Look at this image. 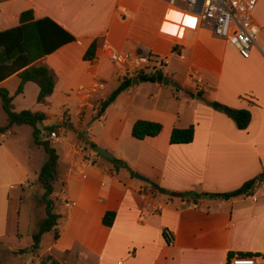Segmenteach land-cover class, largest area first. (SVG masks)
Here are the masks:
<instances>
[{"label": "crops", "instance_id": "obj_1", "mask_svg": "<svg viewBox=\"0 0 264 264\" xmlns=\"http://www.w3.org/2000/svg\"><path fill=\"white\" fill-rule=\"evenodd\" d=\"M27 9H32L35 19L51 18L74 39L35 61L54 74L53 92L45 103L36 101L39 88L34 82H25L16 93L18 73L0 82L12 95L15 111L40 110L48 117L45 109L57 107L66 113L69 103L76 102L81 114L91 109L106 128L114 122L112 110L120 111L122 127L128 123L132 127L140 118L162 124L159 134L134 138L137 143L121 141L118 129L111 137L93 132L87 136L97 147H102L104 139L114 149L119 143L125 146L123 150L133 149L135 159L129 167L149 183L124 167L115 169L111 160L97 156L86 142L65 153L63 172L58 164L59 177L51 194L61 215L56 226L59 236L51 238L45 251L48 257L58 264L66 258L76 264H229L235 256L253 255L257 264H264V178L255 181L248 195L211 196L264 174V0H258L253 12L260 33L248 58L213 35L199 15L170 6L166 0H0V31L17 25L19 14ZM94 40V57L86 60L83 55ZM107 44L122 54L164 57L162 71L171 74L161 72L174 82L176 71L184 69L191 90L171 110L170 103L160 102L162 88L157 84L164 82L136 77L99 114L108 97L104 94L107 83L113 82L115 87L129 77L124 65L108 59ZM131 78L133 81L135 76ZM145 90H155V98L148 92L143 102H137ZM197 92L204 100L196 98ZM210 100L233 110H249L247 128H237L230 115L209 105ZM180 108L187 111V119L180 117ZM4 115L0 126L6 123ZM23 125L0 132V264H6L8 258L25 264L34 256L43 257L34 254L37 249L19 252L20 246L3 243L7 236L21 235L19 217L11 215L10 204L23 197L28 190L25 186L33 185L17 142L7 139L17 137ZM187 125L194 128L192 141L170 143L172 128ZM42 127L47 137L50 126ZM116 158L129 165L125 154ZM151 184L188 195L161 193ZM37 192L44 218L40 186ZM106 211L115 213L111 226L102 223ZM36 225L29 234L38 230L40 224ZM165 229L172 233V243L166 241Z\"/></svg>", "mask_w": 264, "mask_h": 264}, {"label": "trees", "instance_id": "obj_2", "mask_svg": "<svg viewBox=\"0 0 264 264\" xmlns=\"http://www.w3.org/2000/svg\"><path fill=\"white\" fill-rule=\"evenodd\" d=\"M74 38L61 26H59L51 18L44 16L38 19L33 17L32 9H27L19 14V22L17 25L0 31V82L8 76L18 73L20 82L16 89V93L22 91L23 85L27 81L37 84L39 91L36 97L38 103H45L47 97L50 96L54 88V74L51 69L45 64H35L46 54H50L60 46L72 41ZM96 41H92L83 58L91 60L94 57ZM138 80L141 81H156L155 74H140L137 75ZM132 82V78L124 77L117 88L101 103L99 114H101L108 104L114 101L116 96L127 89ZM201 95V92H197ZM12 95L8 90L0 86V105L6 114V123L0 126V132H5L10 129L12 125L27 124L32 126L33 143L43 149L46 154V159L42 163L38 174L37 183L42 192L39 198L43 205L45 217L39 225L38 230L32 234L33 243L29 248L30 251H35L39 247L40 238L43 233L51 232L52 237L56 239L59 236L57 231V224L61 215L56 212L54 202L51 198L53 193V185L58 180V154L51 140L48 138H40V128L38 125L46 118L43 111L20 110L15 111L12 104ZM209 105L215 110L225 113L224 108L227 106L215 100H210ZM238 115L231 117L237 128L246 129L250 122V112L247 109L237 110ZM226 114V113H225ZM50 126L46 129H53ZM162 130V124L159 122L138 119L133 122L131 127V135L135 139L141 140L145 137H153L159 134ZM194 128L193 125L187 127H173L170 136V143H189L193 139ZM92 149H96L97 145L91 141L85 140ZM97 154V153H96ZM97 156H99L97 154ZM113 167L118 169L120 167L128 168V165L118 159L112 160ZM134 172L131 171V175ZM261 180L258 177L251 178L245 181L240 187L229 192L213 193L211 196L228 199L231 197L248 195L255 181ZM161 193H168L173 196H185L188 193L171 192L160 188L155 184ZM115 213L113 211H106L102 217V223L106 226H111L113 223ZM20 250L19 252H24Z\"/></svg>", "mask_w": 264, "mask_h": 264}, {"label": "rangeland", "instance_id": "obj_3", "mask_svg": "<svg viewBox=\"0 0 264 264\" xmlns=\"http://www.w3.org/2000/svg\"><path fill=\"white\" fill-rule=\"evenodd\" d=\"M205 27V26H204ZM161 59H164L162 57ZM164 70V69H163ZM166 72L167 74H171L169 70L162 71ZM175 74V73H174ZM174 78L176 81L179 82V86H175L172 82H164L161 84H157L158 88H162L159 92L160 102L167 104L170 103L169 109L173 110L179 107V104L181 102V99L188 95V91L191 90L192 83L190 79H187V73L184 69H178L176 71V75H174ZM174 81L175 83H177ZM119 84H117L115 87H113V82H108L106 89H104V94L109 96L115 88H117ZM112 86V87H111ZM148 92H151L150 94H153L154 98L156 96L155 90L152 91H142L141 94H139L136 98L137 102H143L144 100V94H147ZM165 100V101H164ZM148 102V101H147ZM150 103V102H148ZM111 104V103H110ZM108 104L107 107L110 105ZM106 107V108H107ZM47 110V115L41 124L38 125V127L41 130V137L48 138V140H52L53 146L56 149V152L58 154L59 160V170L62 173L64 169L65 164V153L67 151L72 152L73 146L76 144L80 145L85 140H87L88 133L93 132L95 135H102V136H113L115 134H112V131L116 132V129L121 130L120 140H130V141H136L134 140V137L131 135V125L130 123L126 124L124 127H122V123H120L121 115L119 114L120 111L112 110V120L114 122H110L108 125V128L106 126L102 125L98 117L93 115V112L91 109H87L83 114L80 113L81 109L77 107L76 102H71L68 105V109L66 113H63L58 109L57 107H51ZM187 114V111L183 108L179 109V115L180 117L186 118L184 115ZM98 116V115H97ZM4 111L2 107L0 106V124H3L5 120L3 121ZM2 118V121H1ZM141 119V118H140ZM138 120V119H136ZM45 124V126H53L54 128L52 130H55L57 132V135L61 137V139H51L49 136L46 137L47 133L45 131L42 132V130H45V128L42 127V125ZM178 124V123H177ZM189 126V125H187ZM186 126V127H187ZM32 126L30 125H23L19 128V132L17 137H7L10 141H16L17 146H19V149L22 151V157L24 160V164L27 168V172L29 173L28 178L29 181L33 184L32 186H25L24 189L28 190L23 194V197L21 199L14 198L11 201L10 204V213L12 216H18L19 217V225L21 230V235L19 237L17 236H7L4 240V244L6 243L8 246H20V250H27L30 251L29 248L31 247L33 243L32 235L29 234L30 230H32L37 223L38 225L40 222H42V206L38 204V189L39 186L36 183V176L38 174L39 170V162H41L46 156L45 152L39 148L34 146L32 139ZM5 140V139H4ZM110 140H102L100 141L102 149L108 151L114 158L118 156V154H125L127 156L128 160V168H126L130 175L132 167L133 166V158H134V151L133 149H125V146H123V143H119L117 149H114L110 145ZM137 143V142H134ZM108 144V145H107ZM94 150V149H93ZM124 152V153H123ZM46 158V157H45ZM135 159V158H134ZM110 163L113 164L112 160ZM114 166V165H113ZM134 172V171H133ZM135 173V172H134ZM134 176V174H133ZM59 187V184H56V188ZM36 225V226H38ZM58 227V226H57ZM51 236L50 233H45L41 236L40 242H39V248L37 249L35 255H43V257H33L31 259H27L25 264H58L55 260H51L50 257H48V253L45 252L47 246L51 242ZM19 250V251H20ZM45 256V257H44ZM47 256V257H46ZM28 257V255H27ZM18 264V259L15 258H8L6 260V264ZM20 264V263H19ZM62 264H76L74 263L71 258H66V260L63 261Z\"/></svg>", "mask_w": 264, "mask_h": 264}, {"label": "built area", "instance_id": "obj_4", "mask_svg": "<svg viewBox=\"0 0 264 264\" xmlns=\"http://www.w3.org/2000/svg\"><path fill=\"white\" fill-rule=\"evenodd\" d=\"M170 6L179 7L199 15L202 25L212 34L227 40L238 51L241 57L248 58L260 33V27L253 18L258 0H166ZM108 59L112 63L124 65V71L130 78L140 74H158L166 65L165 59L146 54L128 55L119 53L109 44L106 45ZM264 56V47L261 48ZM196 79L195 76H193ZM49 138L57 139L55 130H50ZM260 181V180H259ZM264 188V183L262 184ZM193 207L196 203L192 202ZM164 237L172 243V233L165 229ZM229 264H257L253 255H238Z\"/></svg>", "mask_w": 264, "mask_h": 264}, {"label": "water", "instance_id": "obj_5", "mask_svg": "<svg viewBox=\"0 0 264 264\" xmlns=\"http://www.w3.org/2000/svg\"><path fill=\"white\" fill-rule=\"evenodd\" d=\"M135 81H137V78H136V77L133 79L132 83H134ZM156 82H158V83H161V82H172L175 86L178 87V84H177V83L171 81V80H170L167 76H165L163 73H158V74H156ZM196 98H197V99L204 100L203 97H201L200 95H196ZM224 111H225L226 114H228V115H230V116H233V117H235V116L238 115V111H237V110H233V109H230V108H224ZM95 152H96L99 156H101V157H103V158H106V159H108V160H113V159H114V157H113L108 151H106V150H104V149H102V148H100V147H97V148L95 149ZM134 177L138 178V179L141 180V181L147 182V183L150 182L149 179H148L147 177H145V176H143V175H141V174H139V173H137V172L134 173ZM259 178H261V179L264 178V174L259 175ZM203 197H205V195H203Z\"/></svg>", "mask_w": 264, "mask_h": 264}]
</instances>
